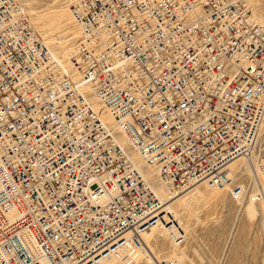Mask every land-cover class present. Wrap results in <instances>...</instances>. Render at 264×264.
Masks as SVG:
<instances>
[{"label":"built area","instance_id":"obj_1","mask_svg":"<svg viewBox=\"0 0 264 264\" xmlns=\"http://www.w3.org/2000/svg\"><path fill=\"white\" fill-rule=\"evenodd\" d=\"M71 8L79 80L19 3L0 0V264H99L165 220L104 109L171 195L226 186L260 137L264 26L248 0Z\"/></svg>","mask_w":264,"mask_h":264},{"label":"rangeland","instance_id":"obj_2","mask_svg":"<svg viewBox=\"0 0 264 264\" xmlns=\"http://www.w3.org/2000/svg\"><path fill=\"white\" fill-rule=\"evenodd\" d=\"M17 2L57 52L72 48L79 36L71 14L75 0ZM250 2L255 17L264 24V0ZM60 11L69 12L72 23L61 24L56 16ZM256 151L264 164V121ZM164 213L165 220L140 233L146 249L132 255L125 247L99 264H264V196L247 167L235 173L215 197L211 187L201 185ZM166 221L180 224L176 227L183 236L180 241L171 238Z\"/></svg>","mask_w":264,"mask_h":264},{"label":"bare ground","instance_id":"obj_3","mask_svg":"<svg viewBox=\"0 0 264 264\" xmlns=\"http://www.w3.org/2000/svg\"><path fill=\"white\" fill-rule=\"evenodd\" d=\"M248 1H249L250 5H251L250 0H248ZM75 2H76V0H75ZM20 7L24 11V9L22 8L21 5H20ZM251 7H252V5H251ZM252 9H253V7H252ZM253 13H254V11H253ZM71 14L73 16L72 8H71ZM56 16L59 17V19L61 21V24L65 23L64 25H66V24L72 23V19H71V16H70L69 12H66V11H63L62 12V11H60L59 13L56 14ZM73 20L75 22V25L77 26L78 34L80 35V28L78 27V25H77V23L75 21L74 16H73ZM31 21H32V19H31ZM32 24L35 27V29L40 34H42L38 30V28L35 26V24L33 23V21H32ZM260 24H262L264 26L263 23H260ZM69 37H71V36H69ZM42 38H43L44 42L47 44V46L50 48V50L52 51V53L55 55V57L60 61L61 65L66 70H68L71 73L72 77L75 80L81 79L80 72H78L73 67L72 62H71V59H70L71 58V55H72V52H73V49H74L75 42L77 40L74 42V44H73V46H72L71 49L69 48V50H66L64 53H60L59 51L57 52L55 48H53V46L48 42V40L45 39L44 36H42ZM83 87H84V90L85 91H87V92H90L91 91V89H90V87L88 85L84 84ZM94 104H95V106L97 108H101L102 107V101H100L98 98H95V103ZM101 114H102L103 119L108 123V125L110 127L114 128L118 139L124 145V147H126L128 153H129L130 159L135 164V166L139 169V171L143 174V176L149 181V183L151 184L152 188L157 193L158 197L162 201V206H163L162 211H164L166 208H168L175 201L179 200L185 194L189 193L190 191H192L193 189L197 188L198 186L204 185V186H207V187L208 186L211 187L212 188V191H213L214 197L218 193H220V191H222V188L223 187H216V186H211L208 183H202V184H199V185H197V186H195V187H193V188H191V189H189V190H187V191H185V192H183V193H181L179 195H171V192H170V189H169L168 185H166L161 180V177L159 175L158 170L155 167H153L151 165H148L147 162H146V160L144 159V157L141 156L139 154V152H137L136 149L131 146V144H130V142H129L127 136H126V134L120 129V127L117 124V121L115 120V118L113 117V115L109 111H107L105 109L102 111ZM262 126H263V124H262ZM260 136H261V133H260ZM259 141H260V137H259V140H258L257 144L259 143ZM256 147H257V145H256ZM256 147H255L254 151L250 155L241 156V157L233 160L230 163V165H229V173L228 174H229V178L231 179L230 180V183H231L232 176L235 175V173L239 172V170L242 169L243 167L244 168L247 167L249 169V171L251 172V174H253L254 179L256 181V185L259 187V189L261 190V192H262V194L264 196V164H263V162L260 163V161H259L258 154H257V151H256ZM230 183H228L226 186H228ZM159 222H161V221H158V223ZM177 225L180 226V224L178 222L175 223L172 226L174 228L171 229L172 231L170 233L171 238H173L175 240L176 239L178 240V238H182L183 237V236H179L180 233H178V230L176 228ZM138 231H139V233H137L136 237L139 239L140 242H138V243L135 242L136 241V239H135V241H133V243L132 242H128V244L126 246V247H128V249H130L132 255L133 254L134 255L137 254L139 252V250H142L144 247H145V249L147 248L146 242L144 243V239L142 238V235L140 234L142 231H140V230H138ZM178 241H180V240H178ZM132 255H130V256H132Z\"/></svg>","mask_w":264,"mask_h":264}]
</instances>
